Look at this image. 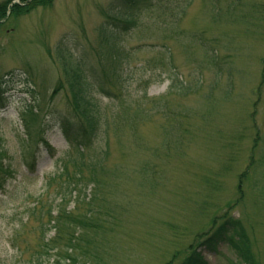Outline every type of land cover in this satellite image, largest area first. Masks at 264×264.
<instances>
[{"label": "rangeland", "instance_id": "obj_1", "mask_svg": "<svg viewBox=\"0 0 264 264\" xmlns=\"http://www.w3.org/2000/svg\"><path fill=\"white\" fill-rule=\"evenodd\" d=\"M154 1L122 23L133 9L118 0H50L0 21V164L10 172L0 264H38L41 226L67 194L62 170L100 158L95 228L75 226L83 239L71 259L62 238L42 264H182L224 217L251 230L264 264V0ZM67 65L86 75L97 106L84 159L60 126L73 117ZM67 195L75 212L78 191ZM227 238L216 252L202 247L208 264L239 263Z\"/></svg>", "mask_w": 264, "mask_h": 264}, {"label": "trees", "instance_id": "obj_2", "mask_svg": "<svg viewBox=\"0 0 264 264\" xmlns=\"http://www.w3.org/2000/svg\"><path fill=\"white\" fill-rule=\"evenodd\" d=\"M118 2H123L127 5V7L133 10H130L126 16H121L118 19L120 23L131 21L132 17L136 9L139 6H145L149 3L155 2L154 0H118ZM50 3V0H37L35 4H30L28 7L23 8L20 5L12 6L11 2H6L0 5V21L6 19L8 12L11 11V15H20L24 11L28 12L34 7L45 6ZM124 19V20H122ZM121 28V27H120ZM125 29V28H123ZM111 30V29H110ZM108 30H106L107 32ZM113 31V30H111ZM108 31L106 33L107 39H110L109 42L113 40L114 31ZM106 39V40H107ZM115 43V42H114ZM66 79L69 83V87L71 88V96L73 99V117H69L68 115H63L60 119V126L64 133L66 140L70 144V148L72 150H76L78 156L82 159L85 157V150H91L92 141L96 135L97 125H98V112L97 106L94 101V97H92V93L90 92L89 86L86 82V75L78 66L67 65L65 68ZM110 95V94H108ZM37 108V107H36ZM40 111H37L35 108L32 107L28 108L25 112L23 117L27 123H34L38 121ZM99 127V126H98ZM42 130L38 131V143H42L46 140L43 138ZM46 144V143H45ZM1 155V154H0ZM1 157V156H0ZM70 162V161H68ZM80 162H82L80 164ZM103 164V160L100 159H93L91 164H86L84 160H80L75 162L74 167V174H70L67 165H65L64 169L62 170V178L65 177L67 180L66 191L65 193H69V196L72 198V194L74 191H78V198L76 201L75 212L70 211L68 209V195L66 194L62 197V205H59L58 211L55 213V210L51 208L47 212V223L42 224L41 226V234H42V246L40 252H38V264H42L41 257L45 253L46 255L49 253L50 250L55 248L56 243H59L62 238H65L66 243L68 244V250H65V258H69V252L73 250L76 245L80 241H82L83 237L80 236L79 230L75 228V226L83 227L84 231L86 229L95 228V223L89 222L88 220L93 218L94 211L92 210L93 203L95 205V201L99 200V197L103 195L105 190V183L106 181L102 178L104 174L100 176V172ZM79 165V166H78ZM80 167V168H79ZM77 169V170H76ZM88 172V174H87ZM12 173V172H11ZM10 176V172L4 169V166L0 164V190L4 189V186L7 184V180L4 177ZM93 185V194L89 201H87V196L85 195V191ZM68 187V188H67ZM71 188V189H69ZM87 205L88 208V215L83 217L77 216L78 207ZM43 213V212H39ZM55 215V216H54ZM44 220V215H41L39 219ZM42 220V221H43ZM221 220H224L219 227L215 226L213 229L217 228L213 231V233L206 238L201 244H199L198 249H191V253L187 256V258L183 261L182 264H208L206 258L204 257V252L202 247L207 248L208 250L217 251L218 243L222 242V238L225 236H230L227 238L230 242L233 251L235 252L239 263L235 264H259L257 261L251 244V230L244 227L242 221L239 218L231 217L227 218L224 217ZM219 219H213V225L217 224ZM211 222V223H212ZM55 231V235L52 239H47L48 235ZM206 234L203 236L205 237ZM82 238V239H81ZM58 240H60L58 242ZM54 242V243H53ZM93 244H90L92 246ZM95 245V244H94ZM92 248V247H91ZM201 249V251H199ZM195 250V251H194ZM89 254V252H88ZM102 256H96V261L103 259ZM71 258H69L70 260ZM76 263V262H74Z\"/></svg>", "mask_w": 264, "mask_h": 264}]
</instances>
